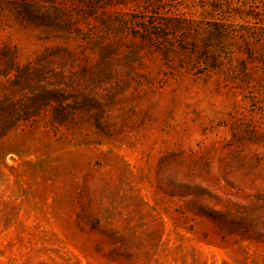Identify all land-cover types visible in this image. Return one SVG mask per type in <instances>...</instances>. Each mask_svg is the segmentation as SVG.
<instances>
[{
	"label": "rangeland",
	"instance_id": "374dc122",
	"mask_svg": "<svg viewBox=\"0 0 264 264\" xmlns=\"http://www.w3.org/2000/svg\"><path fill=\"white\" fill-rule=\"evenodd\" d=\"M0 264H264V0H0Z\"/></svg>",
	"mask_w": 264,
	"mask_h": 264
}]
</instances>
